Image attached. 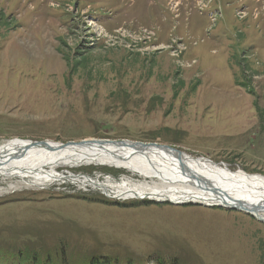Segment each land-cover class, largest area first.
Instances as JSON below:
<instances>
[{"label": "rangeland", "instance_id": "1", "mask_svg": "<svg viewBox=\"0 0 264 264\" xmlns=\"http://www.w3.org/2000/svg\"><path fill=\"white\" fill-rule=\"evenodd\" d=\"M132 1L0 0V148L19 140L158 143L264 176V0H219L224 19L214 1L198 33L192 23H202L204 0H171V19L160 10L164 0ZM64 172L81 184L143 180L96 166L61 167L55 177ZM136 200L70 181L2 194V263L22 256L27 264H84L96 256L264 264V224L255 218Z\"/></svg>", "mask_w": 264, "mask_h": 264}, {"label": "bare ground", "instance_id": "2", "mask_svg": "<svg viewBox=\"0 0 264 264\" xmlns=\"http://www.w3.org/2000/svg\"><path fill=\"white\" fill-rule=\"evenodd\" d=\"M56 143L46 142L48 146L43 147L19 140L0 148V179L5 182L8 180L7 188L0 187V195L22 188L38 189L70 181L80 188L100 190L118 200L150 199L213 207L242 203L253 208L247 210L257 219L264 220V176L260 174H248L242 170L234 172L229 166L221 167L186 154L181 162L175 152L155 147L139 150L140 147L131 143L64 150H60ZM183 164L191 173L219 185L227 193L226 198L203 189L199 184H193L180 169ZM92 166L123 169L143 180L123 176L118 181L106 176L103 180L97 177L93 183L81 184L68 177L71 174L65 175V172L58 173L63 177H55V172L61 167L74 169Z\"/></svg>", "mask_w": 264, "mask_h": 264}, {"label": "water", "instance_id": "3", "mask_svg": "<svg viewBox=\"0 0 264 264\" xmlns=\"http://www.w3.org/2000/svg\"><path fill=\"white\" fill-rule=\"evenodd\" d=\"M46 142L47 141H38V142H35V141L31 142L30 141L32 146H43V147L48 146L46 144ZM126 143H131L135 147H137V146L140 147L139 150H144L146 148L155 147V148H161V149H163V150H165L167 152H175L177 157L179 158V161H181V162H182V158H186V156H185L186 153L182 152L179 149H176L175 147L169 146V145H163V144H158V143L133 142V141H129V140L114 141V140H109V139H85V140H81V141H78V142L69 141V142H66V143H56L55 145H59L60 146L59 149L60 150H64V149L71 148V147H78V148L93 147V146L105 147V145H107V146H109V145H111V146L122 145L123 146ZM53 148L54 147L52 146L51 149H53ZM198 159L205 160V161H210V162H212V163H214V164H216L218 166H221V167H225L226 166L223 163L218 164V163H215V162H213V161H211L209 159H206V158H198ZM180 169L189 176V179H190V181L193 184H195V185L199 184L203 189H205L207 191H210V192H212V193H214V194H216V195H218V196H220V197H222L224 199L226 198L225 196L227 195V193L219 185H215L209 179L201 178V176L191 173L190 170L185 168L184 164L182 166H180ZM72 176L81 177L83 175L80 174V175H72ZM102 193L107 198L117 199V197H111V196L105 194L104 192H102ZM151 201H155L157 203L168 202V201H158V200H151ZM170 204H172V205H184V204H187V203H180L179 204V202H177V203L170 202ZM202 206H204V205H202ZM205 207H213V206H205ZM219 207L220 208H225V209L236 210V211H240V212L249 214L252 217H254L257 221H259L261 223H264V220L259 219V218L257 219L254 214L250 213L247 209H253V208H249L245 204L239 203V204H236V205H233V206L225 205V206H219Z\"/></svg>", "mask_w": 264, "mask_h": 264}, {"label": "trees", "instance_id": "4", "mask_svg": "<svg viewBox=\"0 0 264 264\" xmlns=\"http://www.w3.org/2000/svg\"><path fill=\"white\" fill-rule=\"evenodd\" d=\"M243 69H244V73H248L250 72V69L248 67V65H246V67L244 68V65H243ZM142 203H150V202H142ZM1 252H5V251H1ZM95 258V259H94ZM3 255L0 254V261H1V264H3ZM21 261V262H20ZM35 264H41L40 263V260L38 258H33L32 260ZM24 260L22 258V256L20 257V259H18L16 262H11L9 264H27V263H23ZM57 263V262H56ZM43 264H47L46 261L43 263ZM53 264V263H52ZM59 264V263H57ZM60 264H69V263H66L65 261L61 262ZM84 264H120L119 260L117 259H114L112 260L111 258H108V257H97L96 256H92L90 259H88Z\"/></svg>", "mask_w": 264, "mask_h": 264}, {"label": "crops", "instance_id": "5", "mask_svg": "<svg viewBox=\"0 0 264 264\" xmlns=\"http://www.w3.org/2000/svg\"><path fill=\"white\" fill-rule=\"evenodd\" d=\"M156 1V3L158 4V3H162L160 0H155ZM191 1H193V0H189L188 2H191ZM134 2V0L132 1V3ZM165 4H166V0H164V5H162V7H161V11H162V9H163V11H164V7H165ZM211 8V7H210ZM164 13V12H163ZM152 17H156V15H153L152 13L150 14V18H152ZM197 18H199L200 20H202V23H200V22H195V19H194V21H193V23H192V31H194L195 33H198L199 31H200V29H203V28H200V27H203V25H205V21L207 20V16H204V17H197ZM238 44L240 45L241 43H240V41L238 42ZM211 46H213L212 44H211ZM213 47H215V46H213Z\"/></svg>", "mask_w": 264, "mask_h": 264}]
</instances>
